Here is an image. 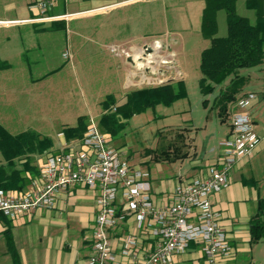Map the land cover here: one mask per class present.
I'll list each match as a JSON object with an SVG mask.
<instances>
[{"label":"rangeland","instance_id":"obj_1","mask_svg":"<svg viewBox=\"0 0 264 264\" xmlns=\"http://www.w3.org/2000/svg\"><path fill=\"white\" fill-rule=\"evenodd\" d=\"M246 1H236L237 12L254 22L255 11L247 7ZM185 4V0H148L118 7L110 13V17L100 15L90 19L86 18L87 16L77 18L68 23L74 45L67 40L64 22L53 28L49 34L53 36H44L45 31L37 30L35 41L36 44L40 42L42 48L36 49L34 55L39 56L40 62L29 63L28 59L33 54L26 50L23 55L27 59L23 65L24 69L16 67L17 69L8 70L9 74L12 72L9 81L3 76L6 70L0 71V124L12 133L35 130L53 140L52 153L38 155V164L47 156L58 154L72 140L78 139H67L61 131L67 126H76L80 116H83L88 126L93 121L100 131L107 133L111 144L123 150L131 164L143 162L152 167L153 173L159 178H174L176 174L184 173L190 164L189 159L150 160L157 159L156 156H165L162 153L164 149L169 148L175 153L174 148L180 145L182 150L189 148L190 151L192 147L200 156L205 151V159L219 152L220 141L227 138L228 131L230 134L231 115L237 101L231 106L225 121H221L214 109L210 110L214 93L205 96L199 87L202 75L201 52L209 45V40L201 33V14L196 17L189 16L187 25L179 19V14L185 13ZM179 8H182L181 11ZM147 13H152V21ZM103 17L104 20L107 18L105 22L111 26L117 25V30L119 28L121 31H114L112 35L99 39L95 31L89 32L88 28L84 27L86 23L97 24ZM217 19V34L223 36L227 33L225 10L218 11ZM111 20L114 22H110ZM130 23L147 25V34L151 36L147 40L154 42L150 53L140 60L137 59V62L134 55L128 51V40L132 36L128 32ZM22 29L25 40L29 43V32L33 26H23ZM114 46L116 50L113 49ZM66 52L67 56L64 55ZM130 60L133 63H130ZM126 64L135 65L131 66L135 76L131 77L132 80L128 78L130 81H127L129 70L126 69ZM263 67L264 61L260 65L240 69L241 74L249 77L243 91L256 92L260 101L264 100ZM13 73L18 74L13 76ZM230 79L229 76L224 84ZM177 80L184 82L185 94L177 96L170 103L157 102L130 114L127 118L122 117L120 131L116 137L101 127L100 119L104 112L126 114L125 110H122L131 91ZM176 84L177 82L174 83ZM219 88L220 86H217L215 94ZM109 94L114 100L107 101ZM258 96H255L253 103ZM205 97L211 101L207 107L203 104ZM257 120V128L264 129V107ZM181 132L186 134L185 143L179 135ZM212 147L215 150L210 152ZM147 160L148 162L144 163ZM4 161V155L0 151V162ZM28 222L31 227L37 223L35 218ZM245 244L246 248L241 250H237L233 245L232 255L227 261L232 264H264V239L257 243ZM0 258L5 259L3 256Z\"/></svg>","mask_w":264,"mask_h":264},{"label":"built area","instance_id":"obj_2","mask_svg":"<svg viewBox=\"0 0 264 264\" xmlns=\"http://www.w3.org/2000/svg\"><path fill=\"white\" fill-rule=\"evenodd\" d=\"M56 3L38 0L39 13L31 20L71 16L49 15ZM6 22L0 20V24ZM255 96L248 92L237 100L230 134L220 141L218 164L208 165L202 175L180 178L169 204L155 201L149 171L131 164L92 121L81 139L72 140L40 163L38 175L26 190H0V215L15 219L52 207L62 191L75 184L86 185L97 191L98 208L87 264H179L177 257L191 243L200 244L204 264H218L232 255L233 246L211 196L229 186L231 168L241 158L250 157L260 142L250 112ZM130 216H135L140 233H122L116 248L109 231Z\"/></svg>","mask_w":264,"mask_h":264},{"label":"crops","instance_id":"obj_3","mask_svg":"<svg viewBox=\"0 0 264 264\" xmlns=\"http://www.w3.org/2000/svg\"><path fill=\"white\" fill-rule=\"evenodd\" d=\"M37 1L0 0V20L7 21L0 24V63H3L0 71L6 70L3 76L8 81L11 79L12 74V72L9 74L8 70L17 69L16 67L24 69L23 65L27 62V59L23 55L26 50L33 54L28 59L29 63L36 64L40 62L39 56L34 55L36 49L42 48V44L40 42L36 44L35 41L37 30L45 31L44 36H53L49 35L53 28L62 25V22H64V27L67 28V40L71 45H74L72 31L68 30L69 22L86 16L88 19L100 15L110 17V13L118 7L148 0H57V3L50 7L49 15L71 14V16L40 22L31 20V18L37 17L39 13ZM185 1V13L179 14V19L182 20L184 25L191 16L196 17L198 14L202 16L205 6L204 0ZM84 5L85 7H83ZM179 9L181 11L182 8ZM148 15L151 17L149 20L152 21V13H147ZM104 17L98 20L97 24L95 22L86 23L84 26L88 28L89 32L93 33L95 31L99 39L112 35L114 31H121L119 28L117 30V25L111 26L108 22H105L107 18L104 20ZM110 22H114V20ZM23 26H33V29L29 32V37H31L29 43L25 40ZM128 32L132 34L131 39L128 40V51L134 55L137 62L150 53L149 51L154 48V42L147 40L148 37H151L147 34V25L131 24L128 27ZM130 63L133 62L130 60ZM131 66L135 67L134 64L126 66V69L129 70L127 81L132 80L131 77L135 76V73H132ZM16 74L18 73H13V76ZM260 100V96H258L251 108L255 120V129L261 137L260 143L250 157L241 158L232 167L229 186L211 196L215 207L222 213L221 225L225 229L231 245H235L237 250L246 248L245 243L250 242L249 220L257 212L259 198L264 197V129H262L263 127L257 128V117L264 107V100ZM228 134L229 131L226 136ZM65 142L66 140L64 144ZM218 148L219 152L205 159L207 156L205 151L200 156L191 147L186 157L179 158L180 160L189 159L188 169L184 173L176 174L174 178L168 179L159 178L153 173L152 167L146 166L143 162H133L134 165L149 171L154 199L159 205H164L173 201V191L180 178L202 175L208 165L218 164L221 147ZM214 150L215 148L212 147L210 152ZM150 160L161 161L165 159L150 158ZM166 161L175 160L166 159ZM145 162H148V160ZM96 197V190L86 185L75 184L58 194L56 204L53 207L42 208L19 216L9 220V224L5 220H0V256L5 257V259L0 258V264H13L9 251L10 240L14 243L22 264H87L98 209ZM34 218L37 223L31 227V223L28 221ZM135 223V216H130L110 229L112 242L116 248H119V237L122 233H140ZM204 257L200 244L191 243L188 250L179 255L177 260L179 264H204ZM218 264L232 263H229L226 259Z\"/></svg>","mask_w":264,"mask_h":264},{"label":"trees","instance_id":"obj_4","mask_svg":"<svg viewBox=\"0 0 264 264\" xmlns=\"http://www.w3.org/2000/svg\"><path fill=\"white\" fill-rule=\"evenodd\" d=\"M205 6L201 16V33L209 40V45L201 52L199 87L205 96L212 95L210 110L214 109L221 121H225L230 113L231 106L244 93L243 87L249 77L240 73L243 67L257 66L264 61V0H247V7L255 11V21L251 22L247 16L237 12V0H204ZM225 10L227 33L219 36L217 13ZM3 63H0V68ZM264 69V67H263ZM228 83L224 84L228 77ZM177 82L176 85L174 83ZM217 86H220L215 94ZM185 84L182 80L170 81L158 86L144 87L131 91L123 106L126 114L103 113L100 125L116 137L120 131L121 118H127L132 113L157 102L170 103L177 96L185 94ZM246 94V92L244 93ZM107 101L114 100L111 94ZM210 99L205 97L203 104L207 107ZM109 104V103H107ZM106 104V105H107ZM116 108V107H115ZM118 111L120 108H116ZM88 127L83 116L79 117L76 126H67L64 133L67 139H81ZM185 143V133L179 134ZM188 137V135H187ZM53 140L38 131L25 130L18 133L10 132L0 124V151L5 161L0 162V190L19 192L25 190L39 173L38 155L51 152ZM162 151L165 156H156L157 159L176 160L186 157L189 148L182 150V146ZM172 152V153H171ZM52 153V152H51ZM49 153V154H51ZM157 154V153H156ZM0 220H12L0 215ZM250 242L257 243L264 239V197L259 198L257 212L249 220ZM9 251L13 264H22L20 255L9 241Z\"/></svg>","mask_w":264,"mask_h":264}]
</instances>
